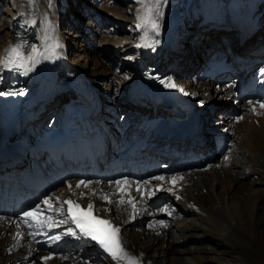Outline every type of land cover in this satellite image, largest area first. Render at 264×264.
Segmentation results:
<instances>
[{
  "label": "bare ground",
  "instance_id": "6f19581e",
  "mask_svg": "<svg viewBox=\"0 0 264 264\" xmlns=\"http://www.w3.org/2000/svg\"><path fill=\"white\" fill-rule=\"evenodd\" d=\"M109 1L104 0V3ZM123 1L125 9L124 13L119 14L121 17L117 15L118 12L105 7L102 11H111L112 16L95 27L92 10L99 9L103 0H90L88 3L82 0H10L11 6L15 7L12 11H4V0H0V16L7 15V19L3 20V29L5 27L8 31L0 44V60L4 59L6 49L18 43L38 49V53L31 54L34 57L32 61L26 59L29 55L27 47L22 50L21 57L14 58L23 67L13 65L9 69L0 66V93H8L12 72L17 70L23 73L27 92L22 97V108L24 110L25 106L28 110L35 105V110L41 112V117L34 124L40 125L44 122L42 118L55 114L70 98H75L60 82L71 75L72 79L65 82L72 84L77 75V78L85 79L94 86L100 102L105 100L104 104L115 105L124 99L130 112L132 106L126 102L148 61L146 52L150 48L157 53L171 48L176 39L175 32L187 29L177 42L179 44L176 49L164 60H159L163 63V70H166L164 74L172 69L169 72L172 77L180 80L188 77L190 81L182 83L186 84L188 92L192 90V96L197 98L196 101L200 100L201 106L205 108L208 100L204 99V95L211 92V87L206 83H194L191 79L199 71L200 65L206 63L208 48L215 45L220 47L216 49L221 50L224 43H229L232 47L238 45L240 34L236 29L240 26L245 30L253 29L252 25L239 24L242 23V17H249L257 19L255 27L262 31L258 33L257 39L251 40L248 51H264V0H146V6L153 9L151 14H146L145 5L139 0ZM83 4L88 5L85 8ZM197 4L200 5V10L197 9ZM62 15L71 18L68 33L70 38L60 35L57 22ZM153 21L158 25L157 28L152 27ZM217 24L220 27L216 29L214 27ZM89 32L94 33V37L90 39L98 44L101 59L105 58L108 64L113 65V61L120 58L129 65L120 71L121 80L126 85L119 98V94H114L113 88L108 87L109 84L90 80L87 76L90 75L87 65L89 61L86 58L79 61L84 55L83 47L89 38ZM46 94L51 97L45 100L48 96ZM7 97L8 95L0 94V103H4ZM103 103L101 110L104 115L101 113V117L117 119V114L106 112ZM120 108L124 109V106L120 105ZM121 109V114H125ZM259 121L258 127L247 123L244 130L241 126L238 128L241 132L239 135L244 134L243 139H238L237 151H233L229 166L221 169L226 171L224 178L220 177L223 171L214 170L199 175L192 182L188 192L189 199H197L198 203L205 205V215H187L185 221H191L190 224L174 226L163 237L151 238L150 234L129 235L128 239L132 244L148 254L155 264H264V118ZM241 150L243 153L239 154ZM243 150H248L250 154ZM110 157L109 155L107 159L110 160ZM37 163L36 160L23 162L25 165ZM11 169L21 167L12 165L11 160H8L7 169H0V181L3 184H11L5 180L12 173ZM26 171L33 176L31 167H27ZM257 173L261 175L260 181L258 178L254 179ZM15 177L16 175L12 177L13 181ZM199 184H207L204 188L208 189L209 196L198 195L196 186ZM182 208L185 210V207ZM11 238L12 232L0 230V264H10V261L19 260L20 257H26L24 264H34L33 260L35 264L39 263L37 253L32 256L30 252H26L14 258L7 256L3 247L6 240L11 241ZM63 251L64 249L60 250ZM27 256H31L32 261Z\"/></svg>",
  "mask_w": 264,
  "mask_h": 264
},
{
  "label": "snow or ice",
  "instance_id": "6c2138e0",
  "mask_svg": "<svg viewBox=\"0 0 264 264\" xmlns=\"http://www.w3.org/2000/svg\"><path fill=\"white\" fill-rule=\"evenodd\" d=\"M139 2L142 5H145L146 14H151L153 9L146 6V0H139ZM157 7H159L158 4ZM141 19H143V17H141ZM137 26L141 27L142 25ZM152 27L157 28L158 25H156L153 21ZM26 47L29 51V55L26 59L29 61L34 60V57L31 54L38 53V49L35 46H26L22 43H18L5 50L6 55L3 60H0V66L9 69L13 65L23 67L24 65L22 63H18L17 59L14 58L21 57L23 55L22 50ZM168 86L175 87L176 85L174 83H169ZM0 94L10 95L13 93ZM261 107H264V104H261ZM157 179L162 180L164 178L157 177ZM116 183L119 185L121 181H116ZM124 183H127V181H124ZM81 185H84L85 187L87 186L84 181H80V183L77 184V187H80ZM104 199H107V197H104ZM45 203H48V201H45ZM64 203L68 205V212L71 214L76 227L79 228L84 235L95 241L104 250V252H106L113 260L117 261V264H121V262H123V264H139L138 257L130 254V252L126 250V246L120 236V228L113 224V222L109 219H102L93 215L94 205L92 203H88L86 208L81 207L80 204L75 203L70 199L64 201ZM133 207H135V205H133ZM23 215L24 217H32L39 225L43 226L39 219V214L35 210L25 212ZM48 219H51V217ZM160 223H163V221ZM49 226L51 227V225ZM68 231L72 232V229H69ZM73 235H75V233H73ZM56 238L58 239L59 237ZM44 259L47 260L49 257H44Z\"/></svg>",
  "mask_w": 264,
  "mask_h": 264
},
{
  "label": "rangeland",
  "instance_id": "374dc122",
  "mask_svg": "<svg viewBox=\"0 0 264 264\" xmlns=\"http://www.w3.org/2000/svg\"><path fill=\"white\" fill-rule=\"evenodd\" d=\"M82 1L87 2V3L90 2V0H82ZM123 4H124L123 0H120L119 2L118 1L114 2L113 0H110L107 3L106 2L104 3V0H103L102 4H99V9H95V10L93 9L92 10L93 11L92 13L94 14L93 16H95V22L93 23L94 26L95 25L100 26L101 22L109 20L112 16L111 11L118 12L117 15L121 14L123 12V10L125 9V6H123ZM87 5L83 4V7L86 8ZM105 7L108 9H112V10L111 11L107 10V12H105V11L103 12L102 9H104ZM3 9H4V11H8L10 9L12 11L13 9L15 10V7L11 6L10 0H4ZM197 9H199V10L201 9L199 4H197ZM227 9H230V8H227ZM220 16H222V15H220ZM5 19H7V15L2 14L0 16V44L5 40L6 34L8 33V31L5 29V27L3 29V24H4L3 20H5ZM70 19H71L70 16L66 17V15H62L60 18H58L57 24L59 26V32H60V35L62 37H65V38L68 37L69 26L71 25V23H69ZM181 25H182V23H181ZM188 27L190 28L189 25H188ZM186 31H187V29L185 31L184 30L181 31L178 29V31L175 32V33H177L176 37L179 34V39H180L183 35V32L185 33ZM175 33H174V35H175ZM90 37L91 38L94 37L93 32L92 33L89 32V38L87 39V41L83 47L84 55L82 54V56L79 58V61L80 60L82 61L84 58H86L89 61L87 65L90 68V70H89L90 75H87V76L90 77V80L96 81L98 83L109 84L108 87L113 88L114 94H116V93L119 94L118 95V98H119L120 93H123L122 90L125 88V85H126V83H124V81L121 80V72L120 71L123 69H126L128 63L123 62L122 59L118 58L115 60V62L113 61V63L110 60V62L113 65L108 64L107 59H105V58L101 59L100 52L98 51L99 46H98V44H95L90 39ZM68 38H70V37H68ZM72 47L74 48L73 45H72ZM72 51H73V49H72ZM96 58H100L101 60H95ZM119 90H121V91H119ZM104 102H105V100H104ZM120 102H119L120 105L124 106V109H121V108L120 109L123 110V112L125 114L128 113L127 107L125 105V100L124 99L120 100ZM103 105L107 106V104H104V103H103ZM118 117H120V115ZM20 167L22 168V166H20Z\"/></svg>",
  "mask_w": 264,
  "mask_h": 264
}]
</instances>
